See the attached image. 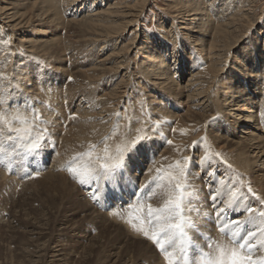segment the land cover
I'll list each match as a JSON object with an SVG mask.
<instances>
[{"label": "bare ground", "instance_id": "bare-ground-1", "mask_svg": "<svg viewBox=\"0 0 264 264\" xmlns=\"http://www.w3.org/2000/svg\"><path fill=\"white\" fill-rule=\"evenodd\" d=\"M0 1L7 4L0 8V22H3L11 33L20 36L19 41L23 45L26 44V53L12 62V55H9L10 47L2 43L7 32L3 33L4 30L0 28V56L3 58L0 60V71L3 72L5 69L9 71V68L13 67L14 72L12 71L11 74H14L16 83V85L12 83L15 88L10 90V87L8 89L5 87L8 82L3 83L7 78L0 80L10 101L6 107L14 109L19 105L24 114L31 117L32 113L24 110L27 101L47 122L48 131L56 145V151L52 153L48 151L49 149H43L39 156L28 157L23 165L17 166L22 167L23 171H17L14 168L10 172L5 167H0V187L12 184L16 187L20 186L21 190L22 187L28 190L35 187L32 184L36 181L35 184L41 188L63 190L67 182L70 180L74 182V180L62 168L76 152L82 150L81 144L85 145L90 141L93 129L104 127L103 129L111 132L117 121L116 112L111 109L114 105L117 108L116 111L125 107L119 112V123L123 127L131 122L133 133L140 123L147 126L152 134L155 131L154 126L161 119L173 117L178 120L175 125L177 132L164 134L166 139H162L161 143L165 145L158 151L157 156L154 155L156 144L150 145L144 153L136 156L135 164L131 165L130 171L134 168L138 172H142L145 168L152 169L154 164L159 166V162L172 163L171 159L177 155V149L184 144V130L187 131L189 127L195 126L201 119L213 123L220 114L221 108L228 115L227 120L231 125V131L228 133L232 137L216 133V140L220 147L230 145L234 149L232 162L241 164V168L247 165V170L255 174V180L249 184L257 196L264 198V118L261 117V113L264 112V25L259 28L257 35L249 39L246 49L240 56H236L231 64H229L230 56L226 54L229 48L235 45L234 39L239 29L252 20L250 15L252 5L249 0L248 2L247 0H173L169 5L178 10L177 18L180 21L177 19L173 21L169 30L171 36L161 34L159 37L145 31L140 32L138 24L135 28L136 22L142 15L143 0L141 4L136 1L134 4L130 2L121 4L118 0H90L91 5L89 0H32L34 1L32 14L27 13L26 0ZM20 5L23 7L22 12L19 9ZM67 9H69L67 13L70 18L64 17ZM240 9L243 12H240ZM69 24L76 25L78 30L58 35L59 29ZM179 26L181 28H177ZM179 29L187 32L184 36L187 39L185 43L180 41V36L175 31ZM130 30H135V36L130 37L128 41V38L124 39V35ZM142 36L143 38H140ZM126 40L128 42L125 43ZM63 45L65 50L62 49ZM109 48L105 55L99 57V53H104ZM66 50L70 52L69 57ZM134 50L140 55L139 66L137 65L138 74H141L140 78H148L151 81V90L145 95L131 92L134 80L139 77L132 70L131 65L133 61L131 54ZM194 52H199V55L206 60L210 59L209 66L214 70V77L221 87L216 86L213 83L214 80L205 75L203 68L195 69L192 62L186 61V57L190 58ZM85 56L94 60L90 62L85 73L78 68L70 70L73 79L68 78L75 80L74 82L62 76L66 71L68 72L63 70V66H57V69L52 70V66H56L55 62L70 60L72 65H75L86 62ZM227 66L231 76L227 82H223L222 76L218 74L227 70ZM187 70H190L188 72L190 77L184 84V73ZM81 76L85 78L82 82L79 81ZM99 85L101 90L106 85L103 96L115 101L113 105L107 104L104 97L96 95ZM218 88L221 90L218 91ZM216 91H221L222 95L219 97ZM167 102L175 109V112L168 111L166 115ZM68 110L69 114L66 113ZM219 127L228 129V126L224 124ZM167 140H172L173 143L169 145ZM202 154L205 155L203 147L200 151V155ZM204 163V167L211 166L207 176L198 174L192 178L189 176V180L196 190L203 187L195 181L200 178L211 192H216L218 188L213 187L209 179L215 181L216 172L221 170L224 174L226 170H223L220 161L215 159ZM203 165L199 168L202 169ZM36 172L39 174L36 175ZM144 174L145 176L140 179L138 173L133 172V176L141 182L140 185L151 176L148 171ZM87 187L81 186L83 189ZM113 190H115L114 194L105 203L107 205L104 204L103 212L96 210L91 204L89 206L87 202L91 200L84 196V192L79 193V199L84 203L91 219L99 215L104 218L103 222L106 221L103 224L107 228L116 225L124 226L126 236L124 241L135 243L131 245L130 254L124 257L120 253L112 255L108 264L118 262L165 264L156 246L142 233L134 231L127 223L135 209L125 207L118 211L128 214L122 219H119V216H110V213L106 212V209L110 207L120 206L125 202L126 196L132 197L129 194L123 195L126 192L123 185ZM243 191L247 196L246 188ZM249 196L253 201H257L250 194ZM221 199L222 197H219L216 203L219 204ZM136 201H130V203L135 204ZM150 202L154 206L161 203L159 197H154ZM211 204L212 201H209V209L212 208ZM231 211L230 209L228 214ZM191 215H195V218L198 216L195 211ZM194 217L192 219H195ZM200 218L207 222L204 216ZM201 219L198 220L201 221ZM44 221L45 218L41 217L39 221L41 223L33 222L32 229L28 231L29 242L35 240L33 244L35 249H32L35 253L33 254L31 249L28 251L36 259H32L30 264H66L63 258L65 255L63 243L55 247L51 246V239L47 238L44 225L41 226L45 224ZM90 227L92 226H88ZM77 228V225L67 227L72 235L76 233ZM196 229L198 231H192L190 234L199 243L201 238L199 233L203 231L208 233L212 228L208 231L206 225H201ZM213 235H216L218 240L222 239L217 231H214ZM75 237L85 236L79 232ZM136 238H143V240ZM147 256H150V260L145 259Z\"/></svg>", "mask_w": 264, "mask_h": 264}, {"label": "rangeland", "instance_id": "rangeland-1", "mask_svg": "<svg viewBox=\"0 0 264 264\" xmlns=\"http://www.w3.org/2000/svg\"><path fill=\"white\" fill-rule=\"evenodd\" d=\"M135 1L138 2L139 4L142 3V0H118V2H121V4L123 3L126 4L127 2L134 4L136 3ZM172 1L173 0H143L142 15L136 22L135 28L137 27V24H138V27L140 28L139 29L140 32L145 31L147 33H151L153 36H158V37L161 36V34L164 36L165 35L171 36L169 35L171 34L169 31L171 28V25L174 20L176 19L177 21L179 20V18H177L178 17L177 14L179 13L178 10L173 9L172 6L169 5V3H171ZM26 2L28 3L26 6L27 13L32 14L34 12L33 11L34 8H32L34 1L26 0ZM249 3L252 5L251 6L252 14H250L252 15L251 17L252 20L249 23L245 24L246 26H242L239 29V31L237 32V37L234 39L235 45L233 46V48H229V50L227 51L226 54L230 56L229 64H231V62L235 60L236 56H240L242 54L241 52L245 50L249 44L248 43L249 39L254 37L255 34L257 35L259 33V28H261V26L264 25V0H249ZM89 4L91 5L92 2L90 1ZM6 5L7 4L5 2L0 1V8H3ZM245 7H248V6H245ZM19 9H20V12L23 11V7L21 5ZM241 10L242 9H240L239 11L243 12ZM67 11L69 12V9L66 10V14L64 13V17L70 18ZM43 27L46 28V26H43ZM250 27H252V29ZM0 28H2V31L4 30L3 33L7 32L5 39H8L9 37L11 38V45L9 48V53L10 52L12 53V56L11 55L10 56L12 57V62H13V60H16L18 56L24 55L26 53L25 52L26 44L23 45V43L19 41L21 40L19 39L21 38L20 36L18 37L15 33H11V31L7 30L3 22L2 23L0 22ZM177 28H181V26ZM59 30H60L59 34L58 33L57 34L64 35L66 33H72V31H77L78 27L74 24L73 25L69 24L68 26H65ZM172 30H174V28H172ZM131 31L132 30L128 31L124 35V39L128 38L127 40L129 41L132 37L135 36L134 34L135 30H133L132 32ZM175 31L178 34V36H180L179 37L180 41H183V43H185L187 40L184 37L186 36L185 34H187L186 30L179 29ZM183 33L184 35H182ZM140 38H143V36ZM127 40L125 41V43L128 42ZM226 41L228 42L227 39ZM224 42H225V39H224ZM64 46L65 45H63V48L61 46L60 47L63 50H65L66 48ZM109 50L110 48L106 50L104 53H99V57L105 55L106 52ZM69 53H70L69 50H66V54L68 55L67 57H69L70 55ZM131 56L133 59V61H131L132 70L135 71L136 74H138L140 55L138 52H136V50H134ZM10 58H8V60ZM0 60H3L1 56H0ZM85 60L86 62L75 64V65H72L70 60L64 61L61 63L55 62L56 64L54 65L56 66H52V70H54V68H56L57 66H63V70H68V72L66 71L65 74H62V76L67 77V80H69L70 78L73 79V77L70 75V70H73L74 68H78V70H80L81 72L83 71V73H85L86 70L89 68L90 62H92L94 58L91 60L88 58V56H85ZM209 60L210 59L206 60L202 56H200L199 52L198 53L194 52L193 56H191L190 58L186 57V61L192 62L194 64L195 69L203 68V70H205L206 72L205 75L209 79L214 80L213 83L216 84V86L218 85L219 87H221V85H219L220 83L214 77L215 76L214 70L209 66ZM76 66H79V67H76ZM12 68H9V71L7 69L5 70L3 69L4 70V71L2 70L3 72L0 71V74H2L4 79L5 77L9 79V80L3 79L4 80L3 83L7 84L8 82L7 84L8 86L6 85L5 87L6 89L10 87V90H13L16 85L14 76H13L14 74L13 75L11 74L14 72ZM226 69L227 70L221 71V73L218 74L219 76H222L223 82L225 81L227 82L231 76L230 71H229L230 69L228 68V66ZM189 71L190 70H187L184 73L185 74L184 84L187 82V78L190 77L188 73ZM138 75H139L138 79L137 80L135 79L134 83L132 84L131 92L132 93L139 92L140 94L142 93L143 95H145L149 90H151L150 88L151 81L148 78H144V79L140 78L141 74H138ZM72 79H70V81L74 82L75 80H72ZM84 80L85 78L83 76L79 77L80 82ZM139 81L140 83H138ZM12 83H15V85ZM139 84H140V87H139ZM105 89H106V85L102 90H101V86L99 85L96 95L98 97H104L103 95L106 92ZM219 90L221 89L218 88V91ZM218 91H216L215 93L218 94V96L220 97V95L222 94L220 93L221 91L220 92ZM104 98L107 104L110 103L111 105H113V103H115V101L113 100L111 101L107 97H104ZM8 101H9V98H8ZM170 101L172 100L170 99ZM9 103L10 101L8 102V104ZM111 109L112 111L114 110L116 113H119L123 111L125 107H122V109L120 108L116 111L115 109L117 108L114 105ZM165 110H166L165 111L166 115L168 111L175 112V109H173L172 106H169L168 102H167V105H165ZM220 110H221L220 114L218 115V117H216L213 123H209L208 121L201 119L197 124H195V126L189 127L187 131L184 130V136H185L184 144L181 145L177 149V155L173 157L174 159L173 158L171 159V162L177 159H181L185 155L190 156L192 157V161H191V166L189 170V176H191V178L192 176L193 177L198 176V174L199 176L200 175L207 176V174L210 172L211 166L204 167L205 163L202 162V164H204L203 165L204 169L199 168L200 165L202 166L201 157L203 156V154L200 155V151L202 147L204 148V145L200 144L195 149H193L192 147L193 141H199L202 137H207L208 142L212 146V150L214 152L220 153L222 159L226 160L229 164H231L232 169H234L235 172L242 174V178L245 180L246 183H252L255 180V174L252 171L247 170L248 168L247 165L241 168L240 166L241 164H238L237 162H232L231 158L233 156L234 149H232L230 145L228 147L226 145L224 147H220L219 142H217L216 140L217 138V136H215L216 133L220 135H227L228 137H232V135L228 133L229 131H231V127H230L231 125L227 120L228 115H226V113L223 112V109L220 108ZM66 113L69 114V110L66 111ZM177 121H178L177 118H173V117L161 119L160 121H158L157 124L159 125V127L156 128L154 133L152 134L150 133V130H149L148 135L151 137V139L145 142V144L141 148L140 153L137 156H140L142 153H144L147 150V148H149L150 145L155 146V144L157 146H156V151L154 152V155L157 156V154L159 153L158 151L162 150L163 148L162 146L165 145L163 142L161 143V141H163L162 139L164 140L166 139V136L164 134H167L169 132L170 133L175 132L176 130H178L177 127H175ZM221 124L228 126V129L227 127L226 129L220 128L219 126ZM141 127L148 128L147 126L140 123L138 129ZM103 128L104 127H97L93 129L92 137L90 141L94 143L101 141L103 137L107 136L110 133L106 129H103ZM134 134L135 132L133 133V135ZM115 142L116 141H110V144L115 143ZM50 146H53V147L50 148ZM55 147H56L55 144H47L44 147V149H47V150L49 149L48 151L52 153L56 151ZM100 147L102 148L103 145H100ZM83 150L84 149H82L81 151ZM135 159H136V156L133 158V162L131 165L135 164ZM212 159L220 161V164H221L220 166L222 167L223 170H226L224 174L221 173L222 172L221 170H218V172H216L217 178L215 181H213L212 179H209V181L211 180V184H213V187L216 186V189L218 188L217 191L221 192L220 197H222L221 200H223L226 198L228 188L232 186L236 178L235 173L231 169H228L225 166V164L221 162L220 158L213 157ZM197 161L198 162L200 161V162L196 163ZM159 163H160L159 166L158 165L156 166L154 164L152 168L153 172H151V176L154 174V167H160L162 164H166L167 162L164 161L162 163L161 162ZM147 169L148 168H145L142 170V172L140 171L138 172L136 169L133 168V170L130 171V175L134 183L123 185L124 190L127 192V194L125 192V194L123 195L126 196L129 194L132 197L129 198L126 196L125 202H123L120 206L118 205L116 207H113V208L110 207L106 209V212L108 214L110 213L109 214L110 216L113 215L112 214L113 212L120 211L122 208L128 207L130 201L133 202L134 200H137L138 196L134 195V193L137 192L138 188L145 185L150 180L151 176L146 179V182L144 181V183L140 185L141 182L138 181L137 177L133 176V172L134 173L137 172L138 177H140L141 179L145 176L144 172L147 171ZM220 180L224 181L223 186L220 185L219 183ZM195 181L197 184H201L203 187H199L197 189V193H198L197 198L192 203L193 208L200 210V214L196 216L197 219L194 217L195 215L192 216V218L193 217L195 218L193 219V221L194 223H196V228L200 227L201 225H206L208 231L210 230V228H212L210 232L205 233L203 231V233L210 235L212 237L214 236L213 238L218 240V238L215 237L216 235H213V232L217 231L218 234H220V232L217 229V224H216L217 222L215 221V217L213 215L210 216V214L213 212V207L209 209L210 207L209 201L211 200H208L209 196L215 192L213 191L211 192V189H209V187H206L203 183L204 181H201L200 178L199 180L197 179ZM35 182L36 181H34L32 184V186H35V187H33L32 189H28V190L27 188H24V187H22V190H21L20 186H18L19 187L18 188L12 184L5 185V187L4 186L0 187V264H20V263L24 264L27 262H28L27 264H30L32 259L34 260L36 259V257L33 256L35 252L32 250V249H35L33 245L35 240L33 242L32 241L29 242L28 236L30 235L28 231L32 229L33 225L31 226V224L33 222L35 223L37 222L38 224L41 223L39 222L41 217L45 218V221H44L45 224H42V225L40 224V225L41 226L44 225L46 236H48L47 238L51 239V246L55 247L57 244L63 243V247L65 251L64 252L65 255L63 256V258L66 264H106V263L108 264V262L112 258V255H116L120 253L121 256L124 257L130 254L131 245L135 243H127L124 241V237H126L124 235L125 233L124 226L116 225L112 228L110 227L107 228L103 224L106 221L103 222L104 218L99 215H97L95 219H91V216L88 215L86 212L84 203L79 199L80 197L79 193L84 192V196L87 197L89 201L90 200L95 201V202H91V201L87 202L88 205L90 206L91 204V206H93L96 210L98 209V211L103 212V207L107 205L105 203H107L108 200L112 198L114 191H115L113 190L114 188L111 185L105 184L100 189L101 195L99 196V199L94 200L92 198V191L89 190V187L83 189L76 181L73 182L72 180H70L69 182H67L64 185L63 190L41 188L40 186H37ZM102 198H103V201H106V202L101 201ZM242 201H241L239 209H237L236 211H231L230 214H228L229 216L227 217L228 219H232L233 217L239 215L241 210L243 209V206L245 205H252L256 207L260 206L257 201H253L252 199H250L249 194L247 196L245 195V199ZM147 202H150V201H147ZM126 215L128 214H125V212L122 211L119 215V219H122ZM115 216L118 217L117 215ZM201 216H204L205 219H207L208 223L202 221L203 218L201 219L200 218ZM198 219H201V221ZM71 225L78 226L77 230H75L76 233L74 235H72L70 230L67 229V227ZM88 226H92V227L88 228ZM79 232H82L85 237L83 238L75 237V235ZM136 239L143 240V238H136ZM144 241L148 242L145 239ZM92 242H94V244H92ZM199 243L203 244L204 240L200 238ZM93 245H96V246H93ZM29 249H31V251L33 252L32 255L29 253L28 251ZM30 256L31 258H29ZM256 256L257 258L264 257V251H263V254H262V251H257ZM145 259L150 260V256L145 257ZM114 264H123V263L118 262ZM136 264H139V263H136Z\"/></svg>", "mask_w": 264, "mask_h": 264}, {"label": "snow or ice", "instance_id": "snow-or-ice-1", "mask_svg": "<svg viewBox=\"0 0 264 264\" xmlns=\"http://www.w3.org/2000/svg\"><path fill=\"white\" fill-rule=\"evenodd\" d=\"M2 43L10 47L11 38ZM2 79L4 77L0 74ZM8 102L7 93L0 84V167L10 172L14 168L23 171L22 167L17 166L23 165L28 157L39 156L47 144H54L55 141L48 131L47 122L27 101L24 110L30 111L31 117L26 116L19 105L14 109L6 107ZM115 115L117 121L111 132L101 141L81 144L84 150L76 152L62 168L79 185L88 186L94 200L99 199L100 189L105 184L115 189L134 183L130 175L133 158L151 139L148 128L141 127L133 135L131 122L122 127L119 123L120 113ZM261 117L264 118V112ZM158 127V124L155 125L153 130ZM110 141L116 142L110 144ZM166 142L169 145L173 143L172 140ZM200 144L204 145L205 152L202 162L213 157L220 158L236 177L227 190L226 198L219 204L216 201L221 195L220 191L209 196L213 207L210 215L215 217L222 239L216 240L210 235L199 233L204 240L200 244L190 234L198 231L191 213L195 211L199 215L200 210L192 206L198 193L189 180L192 157L186 155L170 164L154 167L150 180L134 193L139 197L136 203L128 205L135 211L130 214L127 223L156 246L165 264H264V257H256L257 251H264V198L257 196L242 174L235 172L220 153L212 150L207 137L193 141V149ZM147 171L151 173L153 169ZM219 183L224 185L223 180ZM245 188L260 207L245 205L239 215L228 219L229 210L239 209L241 201L245 199ZM154 197H159L161 201L158 206L147 202ZM112 214L120 215L118 211Z\"/></svg>", "mask_w": 264, "mask_h": 264}]
</instances>
